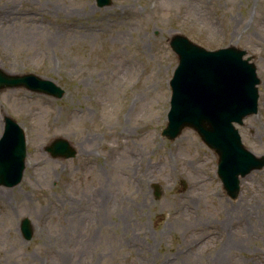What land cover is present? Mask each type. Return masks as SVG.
<instances>
[{
  "label": "rangeland",
  "instance_id": "374dc122",
  "mask_svg": "<svg viewBox=\"0 0 264 264\" xmlns=\"http://www.w3.org/2000/svg\"><path fill=\"white\" fill-rule=\"evenodd\" d=\"M176 33L246 49L259 111L237 127L264 154V0H0V68L66 90L0 89V136L14 117L28 153L21 182L0 184V264H264V168L231 198L196 131L162 135ZM57 137L76 156L46 150Z\"/></svg>",
  "mask_w": 264,
  "mask_h": 264
},
{
  "label": "water",
  "instance_id": "95a60500",
  "mask_svg": "<svg viewBox=\"0 0 264 264\" xmlns=\"http://www.w3.org/2000/svg\"><path fill=\"white\" fill-rule=\"evenodd\" d=\"M112 0H97L99 6ZM170 45L178 55V65L170 80L172 88L168 123L163 134L175 139L186 127L194 129L203 142L218 155V174L228 195L236 198L241 178L252 170L264 168V154L257 155L242 141L235 122L258 111L260 78L247 51L236 45L209 50L188 36L176 33ZM25 87L60 98L65 89L36 74H8L0 68V89ZM0 136V184H18L25 169L26 144L22 126L11 116L4 117ZM46 149L56 157L75 156L69 140L55 138ZM156 197L161 191L155 184ZM26 239L33 235L28 217L22 220Z\"/></svg>",
  "mask_w": 264,
  "mask_h": 264
},
{
  "label": "bare ground",
  "instance_id": "6f19581e",
  "mask_svg": "<svg viewBox=\"0 0 264 264\" xmlns=\"http://www.w3.org/2000/svg\"><path fill=\"white\" fill-rule=\"evenodd\" d=\"M6 10H7L6 12H7L8 15L15 14V12L10 7H9V9L7 8ZM34 14L37 15V13H34ZM98 25H99L98 23H87L86 25H83L81 28L91 30V29L96 28ZM70 26H72V24H70ZM65 27L68 29L69 28V24H67ZM76 28H80V27L76 26ZM219 259H221V257H217L216 258L217 261Z\"/></svg>",
  "mask_w": 264,
  "mask_h": 264
}]
</instances>
